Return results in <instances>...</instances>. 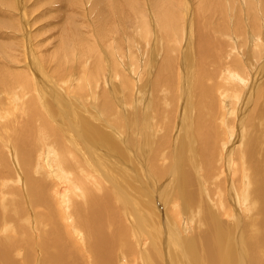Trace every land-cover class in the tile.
Listing matches in <instances>:
<instances>
[{
	"label": "bare ground",
	"instance_id": "1",
	"mask_svg": "<svg viewBox=\"0 0 264 264\" xmlns=\"http://www.w3.org/2000/svg\"><path fill=\"white\" fill-rule=\"evenodd\" d=\"M89 1V5L93 6L91 8L96 11L93 30L96 34L97 31L102 32L100 41L105 44L108 34L111 33L107 21H114L113 17L115 15L116 18L117 8L120 7L123 10L126 8L125 0H92V3L91 0H86L85 9ZM232 1L225 0L224 4L222 0H209L208 5L207 0H199L197 3H200V6L193 8L195 14H192V17L196 19L194 24L196 35L193 40L195 42L194 53H191L194 63L191 64L195 68L192 85L197 90L199 98L198 102L195 101L197 103H190L191 105L187 106L184 112H179L176 126L174 119L170 120L171 114L175 111V101L172 100V95L168 97L167 89L168 85L171 86L172 91L176 89L174 83L176 79L175 65L171 70L172 62L168 57H163V60L158 61L160 63H155L154 59V61H146L147 63L143 65L142 76L145 75V78H140L141 73L139 74L137 89L145 94L144 90L147 89L145 85L151 78V91L149 96L146 94L144 98L136 99L139 101L135 104L138 110L132 112L126 111L127 107L124 106L131 104L130 90L133 89L126 79L128 77L125 76L126 74H120V82L110 86L107 74L101 75V72H98L99 75L107 79H102V85L97 82V79H93L92 74H90V81V77L88 76L89 79L87 77L88 72L82 70L79 75L81 80L85 81L80 83L81 87L78 86L76 92L87 90L85 95L87 92L89 93L87 95H90L88 101L92 103V110H84L82 107L80 112L81 108L77 104L83 106L81 100L75 99L76 105L65 102L59 93L60 87L56 86L57 83L49 81L48 78L46 80V77L39 74V71L36 72L37 76L33 77V80L27 67V70L24 71L20 68L18 76L15 72L13 76L12 71V81H10L11 75H6L8 82H0V87L8 84L9 88H5L11 95L4 96L3 99L0 98V119H2V114H7L8 118L2 119L1 123L5 120L8 122L0 124V126L4 131L7 126V132L13 140L14 147L12 149L14 152L16 151L15 157L18 159V165L14 161L15 170L17 171L18 168L21 170H18V177H15L11 172L10 163L7 161V153L2 152L0 144V191L2 189L0 211L5 214L3 216L0 212V264H264V80L256 88L254 87L252 97L251 92H247V89L244 90L248 74L255 70L252 77L253 79L257 78L264 68V65L261 68L257 65L264 52V0H254L255 4L253 0H241L246 8L237 10L233 8L235 2L233 5ZM70 3L78 4V0H72ZM100 3L107 6L106 9L98 8ZM104 6L102 5V7ZM160 11L156 18L163 27L162 31L167 32L171 28L168 29L164 14ZM206 12L209 13L208 16L220 20L217 19L212 25L213 30L211 31L214 34L220 36L221 32L226 31L228 16H230V20L234 19L230 25L232 34H244V38H248L249 46H251V48H247V51L240 53L242 59L246 57L244 63L236 65L238 59L230 58L234 65L231 67L236 72L228 67L232 74L227 70L225 75L232 86H229L226 91H221L222 102H224V106H221L226 115L222 118L226 127V133L222 136L218 132L219 129H215V125H212L211 119L207 118L210 113L203 110L206 109L202 100V90H205L202 89L204 83L209 78L214 81L217 76L216 72L219 71L217 68V71L210 72L207 66L208 62L205 64V59L208 57L206 55L210 56V62L221 61L216 59L217 56L214 53L211 54L212 51L208 50L209 47L216 51L222 48L220 47L222 41L212 37L210 31L211 36L208 35L202 25V21L207 19ZM164 13L166 15V11ZM87 14L84 15L88 18ZM104 21H106L105 24ZM170 21H174V19ZM118 23L121 22L118 21ZM169 23L171 25V22ZM218 23L221 25L219 26ZM177 25L178 22L172 28L175 29ZM219 28L223 31L216 32V29ZM162 31L161 33H163ZM126 40L121 35L117 40H114V43L119 48L127 45L126 55H131L133 54L132 47H130L131 40L130 42ZM162 42V39L158 38L157 40L156 38V46L159 47V43L162 45ZM205 44L209 46V49ZM78 47L81 48V46ZM144 49H139V57H143L144 54L148 56V51L143 53ZM66 51L68 52V50ZM78 51H76L77 56L84 58V53L88 52V48ZM112 53L118 56V52L113 51ZM111 54L108 53L107 58L112 57ZM242 54L245 57L241 56ZM89 55L93 56L92 53ZM193 57L196 59L193 60ZM183 59L185 64L187 59L185 57ZM109 62L115 63L116 61L113 59ZM120 63L122 64L121 61ZM120 63H115L118 66L113 64L112 70L116 73ZM152 64H155L156 67ZM186 64L188 66V63ZM217 64H221V62ZM151 65L154 69L156 68L155 72L151 70ZM187 66L186 73L189 71ZM257 68L259 70H256ZM130 69H128V73ZM5 74H1L0 81L3 76L5 78ZM130 74L129 76H132ZM64 76L65 74L57 76L62 84H67L70 82V78H74V75L67 79H64ZM14 82L19 83V86L16 87ZM158 84L162 87H159ZM97 85L100 86V93L95 98L94 91ZM109 86L110 88H107ZM168 88L170 89V87ZM18 89L20 94L17 98L18 108L13 106L12 109H7V106L16 102L17 93L15 94V92ZM50 89H54V91ZM46 90L53 93L51 101L48 99L49 97L47 98ZM123 91L128 93L123 97L124 102L120 97L122 105H115L118 97H114V94ZM133 93L134 91L131 93V97ZM188 93L190 94V91ZM100 96L102 98L98 104L97 100ZM94 99H97L96 102ZM22 100H26L23 105L20 103ZM142 100L143 106H140ZM67 101L69 102V100ZM172 101L173 103H171ZM51 102H54V105L55 103L60 104L62 109L64 105L73 107L72 110H69L72 111V116L67 115L66 119L61 117L66 123L59 120L63 125L65 124L67 130L60 127L61 123L56 129L45 119L44 110L50 109L53 113ZM118 105H120L121 111L114 113V108ZM33 106L36 107V110ZM124 107L126 108L124 109ZM237 107L238 110H236ZM246 108L248 109L246 110ZM67 110L66 108L64 111L69 112ZM245 110L248 113L244 115ZM235 112L240 120L238 137L233 134L235 125L233 126L231 123L233 127L231 125L229 127L231 117H234ZM14 113L16 114L14 115ZM41 115H43V119L40 117ZM45 116L49 118L47 113ZM50 119L52 122L58 123L52 117ZM9 120L13 122L12 126ZM186 120L188 121L184 124ZM108 121L122 128L125 138L115 132L114 128L109 126ZM165 122H168L169 125L166 126ZM158 127H160L159 135H156ZM247 127L250 129L248 128V130ZM110 131H113L114 135ZM28 134L32 135L33 141ZM39 134H47L50 142L46 141L49 144L46 143L42 146L37 145L36 148L39 147L41 151L45 152L43 158L39 157L40 159L37 158L36 153L38 152L32 143L26 144V142H34V137ZM173 138L175 143L171 142ZM229 143L230 145H228ZM118 154L124 160H121ZM165 157L168 158V168H164ZM149 164L151 169H148ZM139 166L141 170H139ZM2 169H5L6 172H1ZM21 179L23 180V182L20 181L22 192L18 190L19 185H17ZM164 179H168L166 184L161 182ZM221 179H226L227 184L225 186L222 180V187L219 189L217 182ZM231 181H234V185ZM129 194L135 201L129 200ZM161 198H165L168 203V206L164 205L165 209L170 210L171 207H176V215H179L181 208L186 209L182 215H188L186 220H190V224H192L193 218L195 219L200 214L198 222L194 223V227L198 231H195L187 240H179L175 227L172 226L173 222L166 224L167 222L165 223L162 216L159 215L163 203ZM25 202L26 209L24 208ZM169 204L171 205L169 206ZM56 206L60 208L62 215L60 211V214H57L58 210L53 208ZM241 206L244 209L242 211L240 210ZM40 207L49 209L44 216L37 211ZM251 212L256 213L254 219ZM222 218H225V221ZM27 223L29 224L27 225ZM33 230L37 231L38 237H33L30 242L23 243L21 249L11 238V236H17L27 240ZM140 234L145 239L144 241H147L144 249L141 245L136 246L135 243L138 240L133 241ZM164 237L167 240H164ZM139 247L140 249H138Z\"/></svg>",
	"mask_w": 264,
	"mask_h": 264
},
{
	"label": "rangeland",
	"instance_id": "2",
	"mask_svg": "<svg viewBox=\"0 0 264 264\" xmlns=\"http://www.w3.org/2000/svg\"><path fill=\"white\" fill-rule=\"evenodd\" d=\"M70 1L72 2V0H70ZM70 1H68V0H0V38H1L0 39V66L2 67V68L0 67L1 74L4 75L6 72L9 73V74H7V73L5 74V78H6V75H9V76L11 75L10 76L11 79L10 78L9 79H10V81H12L13 80L12 78L14 76V72L17 73L16 75L18 76V74H19L18 70H20V68H21L24 71L27 67L28 70L27 69L26 70L30 73L29 75L32 77V80H33L34 79L33 77L37 76L36 72L39 71V74H42L44 77H46V80L49 79V81H52L55 84L57 83L56 86H58V88L60 87L59 93L62 95L61 97L64 99L65 102H67L69 104L72 103L71 105H73L75 103L74 105H76L77 102L75 99L81 100V104L83 106L79 105V103L77 104V106L80 107L81 109L79 110V108L76 106L78 108L79 112L82 111V107H84L83 108L84 110L85 109H88L89 111L92 110V103H90V101H88L90 99V95H87V94H89L88 92L86 94L87 96L85 95L87 90L86 91L83 90V92H76V91H78V88L81 87L80 83L85 81L83 79L81 80V77L79 75L82 70H84L88 73L91 71L89 74L87 73V77L88 76L90 77V79L88 77V79L90 81H91L90 74H92L93 79H97V82H99V84H102L101 83L102 79H105V80L108 79V81L110 82V86H113L115 83L117 84L120 82L119 81L120 74H123V75L126 74L125 76L126 77L128 76L126 79L128 80V82H130V85L132 86L133 89L130 90L131 91L130 92L131 104L124 105L127 107V108L124 107V109L126 108V111L128 110V111L132 112V111L138 110V109H136L135 104L139 103V101L136 99H139L140 97L144 98V96L146 94H148V96H149L150 91H151V86H152V84H150L151 78H149L147 85H145L147 88L144 90L145 94L143 91L139 92V90L137 89L138 88L137 86H139V82H138L139 74L141 73L140 78H143V79L145 78V75H144V77L142 76L143 75V68H144L143 65L146 64L149 60L154 61V59H155V63H157L158 61L163 60V57L164 58L168 57L171 59V62H172V64H170L171 70L173 69V66L175 65L174 66L175 67L174 68L175 69L174 74L176 75V79L174 80V83L176 84V89H174V91H172L170 85H168V87H170V89L167 86L166 87L169 91L168 97H171V95H172V100L175 101V106H174L175 111H174V113L171 114L170 120L173 118L175 121L174 125L176 126L177 125V119L179 117V112H184L186 110L187 106L191 105L192 103H197L198 102L197 99L199 98V96L197 94L198 93L197 90L192 85L194 83L195 68L192 65L194 63L192 62V58H191L192 57L191 53L193 52L194 47H195V42L193 41L194 35H196V33H195L196 30L194 28L195 27L194 24H195L196 19H194V17H192V14H195V12L193 10L194 6H200V3H197L199 0H197V1L196 0H147V1L146 0H144V1L143 0H128L129 3H128V1L125 0L126 8H124V10L120 7L117 8L116 18H115V15L113 17L114 21H110V20L107 21V25L111 28V33L108 34L107 40H106L107 42L105 44H103L100 41L102 38V35H103L102 32L97 31V34H96V32L93 30L94 18H95L94 15H95L96 11L93 10V8H91L93 6L89 5L90 1L86 5V9H85V4H84L86 0H78V4L76 3L75 5L71 4ZM217 1H219V0H217ZM236 1H237V3H236ZM238 1H239V3H238ZM50 2H52V3H50ZM232 2H233V5L235 2V5H234L235 7L233 6V8L236 10L239 8H243V9L246 8V6L243 5L244 3H242L241 0H235V1L233 0ZM91 3H92V0H91ZM222 3L225 4V0H222ZM253 3L255 4L254 0H253ZM128 4H130V5H128ZM207 4L209 5V0H207ZM65 5H66V7H65ZM102 5L104 6L103 3L98 4V6H99L98 8L106 9L105 7H107V6L102 7ZM214 6H216V5H214ZM237 6H239V7H237ZM57 8H58V10H57ZM161 9L166 11V15L164 13L165 11H163ZM84 10H86V11H84ZM160 10L164 14V18L166 20V24L168 26V29L171 28L172 30L171 29L167 30V32L162 31L163 27L161 26V23H159V21H157V18H156L157 15L159 14ZM161 11H160V13H161ZM87 12L89 15L87 14ZM256 12H257V10H256ZM63 13H65V14H63ZM259 13H260V11H259ZM84 14L85 15L87 14L89 19ZM208 14L209 13L206 12V18L207 19L202 21V25H203L204 29L208 32L207 33L208 35L210 33H212V37L214 36L215 39L222 41L220 44V47H222V48L219 49L218 51H220V52H218L215 49L209 47L207 44H205L207 49L210 48L208 51L209 52L212 51L211 54L214 53L217 56L216 59L221 60V61H218V62H221V64H217L218 62H212V61L210 62V60H211L210 56L206 55L208 57L205 59V64L208 62L207 66L209 67L210 72L211 71H217V68L219 69V71L216 72L217 76H216L214 81H212L211 78H209L204 83V87L202 89H205V90H202V93H203L202 100H203V106L206 109H203V110H207V112L210 113V116H208L207 118L211 119L212 125L213 126L215 125L214 126L215 129H217V130L219 129L218 132L222 136L226 133V127L224 126V119H222L226 115L224 113V110H222V106H224V104H223L224 102H222L223 97H221V91H224V90L226 91L229 86H232L229 83V81L227 80V77L225 75V74H227V72H226L227 70H228V73L232 74L228 68V67H231L233 65L230 61V58L238 59L236 61V65H240V64L244 63L246 61V57L244 56V54H242L241 56L245 57L242 59L240 57V53L247 51V48L249 49V48H251V46H249L250 44H249L248 38H244V34H239V35L234 34L235 35V37H234V35L232 34V29L230 27L232 21L234 22V19L230 20V16H228L229 19L227 20L226 31L221 32L222 29H220V28L216 29V32H221V35L222 36L224 35V37L222 38L221 35L218 36V35L214 34L211 31V30H213L212 25L214 24V22L217 21L218 18H212V17H210V15L208 16ZM64 15H65V17H64ZM217 15L219 16V14H217ZM119 16H122L121 18L123 21L121 20V18ZM177 16H178V18H177ZM108 17H110V16H108ZM171 17H172V19H171ZM242 17H243V15H242ZM65 18L66 19L69 18V19H67L69 21H67V20L65 21L64 20ZM117 19L121 23H118ZM173 19H174V21H170ZM218 21H220V20L218 19ZM68 22L71 25H69ZM169 22H171V25ZM177 22H178V25L176 26V28H175L176 30H175L172 27L175 26ZM105 23H106V21H104V24ZM140 23L141 24L143 23V24L141 25ZM109 24H112V25H109ZM172 24H174V25H172ZM218 24H219V26L221 25V23H218ZM122 25H126V26L121 27ZM161 31L163 33H161ZM209 31H210V33H209ZM98 33H100L101 35ZM127 33H129V34H127ZM165 33H166V35H165ZM193 33H195V34H193ZM64 34L65 35L67 34L68 37H67V35L65 36ZM80 34H81V36H80ZM76 35H78V36H76ZM121 35H123L127 39L126 41L130 42V40H131L130 47H132L131 49H132L133 54L126 55L127 51H128L127 45L126 46L120 45L122 47L119 48L118 45L116 43H114V40H117ZM190 35H192L193 37ZM79 36H80V38H79ZM210 36H211V34H210ZM238 36H239V38H237ZM156 38H157V40H158V38L163 40L162 45L159 43V47H158V45L156 46V43H155ZM232 38H235V39L233 40ZM133 43L134 44L136 43L137 46L134 45ZM137 43H139V44H137ZM88 45L89 46L92 45V47H94V48L89 47ZM78 46H81L82 50H80L81 48ZM77 48H80V49H77ZM83 48H88V52H87L88 54L84 53V58H83V56L78 57L76 51H78V50L83 51ZM142 48H145L143 50V53H144V51H148L147 52L148 56H146L144 54L143 57H139L140 54L138 51H139V49H142ZM90 49H91V51H90ZM1 50H3L4 52ZM66 50H68V52ZM237 50L239 53L237 52ZM254 50H255V48H254ZM113 51L118 52V56H116L114 53H112ZM249 52H252V51H249ZM90 53L93 54L92 57L89 55ZM108 53H110V54L112 53L111 54L112 57L107 58L106 55ZM185 53L186 54L188 53L190 56L186 55ZM254 53H256V52H254ZM9 54H11V55H9ZM122 54L125 56H123ZM262 54L263 55H262L261 59L257 63V65L260 68H261V66L264 65V52ZM186 56H189V57H186ZM97 57L99 59H101V58L102 59L99 61V59ZM161 57H162V59H161ZM183 57H185L187 59L185 61V64L183 63L184 62ZM113 59L117 63H120V61L122 62V64L120 63L121 65L119 67H117V73H116V71L112 70V68H114V65L118 66L117 64H115L116 62L115 63L109 62V60L111 61ZM195 59L196 58H194L193 60H195ZM124 62H125V64H124ZM1 63H2V65H1ZM158 63H160V62H158ZM182 63H183V65H182ZM186 63H188V66ZM152 65L154 66L155 64H152ZM152 65H151V68H152L151 70L153 72H155L156 68L154 69L152 67ZM184 65H186L189 69V71H187V73H186V66H184ZM98 66H99V68H98ZM127 66L128 67L130 66L131 69H130V67L128 68ZM155 67H156V65H155ZM106 69H108V70L106 71ZM128 69H130L131 72L129 70V73H128ZM191 69H192V72H191ZM68 70H69V72H68ZM231 70L233 72H236V71H234L235 69L234 70L232 69V67H231ZM256 70H259V68H257ZM12 71H13V76H12ZM220 71H221V73H219ZM253 71H255V70H253ZM253 71H251V73L248 74L247 83H246L245 89H244V90L247 89V92H251V97L253 96V93H254L256 86L264 80V68L262 69V71H260L257 78H254V79L252 77ZM98 72H101V75L107 74L106 76H109V78L108 77H107V79H106V77L103 78V76L99 75ZM95 73H96V75H95ZM130 73L132 74V76H129ZM156 73H157V70H156ZM156 73H155V75H156ZM1 74H0V77L2 76ZM58 74H60V75L65 74V76L63 77L64 79H67L68 77H71L72 75H74V78L73 79L70 78L69 83L62 84L60 79H57ZM170 74H171V72H170ZM170 74H169V76H170ZM97 75H99V76H97ZM5 78L3 76V79L0 82L1 83L8 82L7 78L6 79ZM23 80H24V77H23ZM188 81H190V82H188ZM15 83H16V85H15ZM74 83H76V84H74ZM13 84L16 87L19 86V83H17V82H14ZM71 84H72V86H71ZM154 84L157 85V83H154ZM171 85H172V83H171ZM110 86L107 88H110ZM158 86L162 87L159 84H158ZM5 87L8 89L9 85L6 84L5 86L3 85L2 88L0 87V93H1L0 98L1 99H3L4 96L9 97L11 95V93L9 91H7V89ZM97 87H98V91H97ZM97 87H96V90L94 91L96 93L95 98H97V94L100 93L99 92L100 86L97 85ZM46 91L48 92L47 98L49 97L48 99L51 101L53 98L52 97L53 93L50 92L49 90H46ZM51 91H54V89ZM133 91H134V93L132 94V97H131V93ZM189 91H190V94L188 93ZM123 92H117V94L116 93L114 94V97H116V98L118 97V99H119V100L117 99L116 102L114 101L116 103L115 105H117V104L122 105L121 101L123 100V97L127 93V91H123ZM15 94L17 96L15 98L16 102L13 103V105H11V106H7L6 107L7 109H9V108L12 109L13 106L14 107L16 106L18 108V105H17L18 99L17 98L20 96L19 89H18V91L15 92ZM189 95H191V96H189ZM22 96H25V95H22ZM67 97H68V99H67ZM120 97H121V101H120ZM101 98L102 97L100 96V98H98V100L96 99L99 102V103L97 102L98 104H100ZM26 100H27V98H26ZM26 100H22L20 102L21 105H23L25 103L24 101H26ZM67 100H69V102ZM96 100L94 99L95 102H96ZM127 101H126V103H129ZM173 101L171 103H173ZM195 101H197V102H195ZM123 102H124V100H123ZM153 102H155V101H153ZM51 104H52L51 107H52L53 113H51L50 109H47L48 112L44 110V117L51 126L58 129V127L61 123L59 120H61L63 122V119L61 117H64V118L68 117L67 115L72 116V113H71L72 111H69V110H72L71 108H73V107L72 106L66 107L64 105V107L62 109V106L60 104L58 105L55 103V105H54V102H51ZM141 104H139V105L143 106V100H142ZM120 105H118L116 108H114V113H116L117 111L118 112L121 111ZM139 105H137V107H139ZM33 108L36 110L35 106H33ZM66 108L68 109L67 111H69L70 113L65 112ZM225 109H227V107H225ZM247 109L248 108H246V110ZM236 110H238V107ZM246 110L244 112V115L250 111V109L248 110V112ZM64 112L66 113L65 115H64ZM204 112L207 113L206 111H204ZM46 113L48 114L49 118H47V116H45ZM81 113H83V112H81ZM226 113H227V110H226ZM15 114L16 113H14V115ZM121 114H123V113L121 112ZM60 115H62V116H60ZM7 116H8L7 114H2L1 117H2V119H4V118L6 119V118H8ZM83 116H85V114ZM233 116L234 117H231V122L229 124V127H231L232 125L233 126L235 125L234 126L235 128L233 129V134L238 137L237 134H239L238 133V131H239L238 126L240 124V120H239V116H238L237 112H235V115H233ZM40 117L43 119V115H41ZM50 117L55 119L56 122L58 121V123L52 122L51 121L52 119H50ZM2 119H0V124H4V123L8 122V120H5L4 122L1 123ZM242 119H243V117H242ZM222 120H223V122H222ZM187 121L188 120H186L184 122V124ZM9 123L11 126L13 125V122L10 120H9ZM63 123H66V122H63ZM109 123H110L109 126L111 128H114L115 132H117L118 134L120 133L119 135L120 136L122 135V137L125 138V133H124V130L122 128L116 126V124L111 123V121ZM231 123H232V125H231ZM164 124L166 126L169 125L168 122H165ZM64 125L61 123L60 127H63L62 129L67 130V128H65L66 126H64ZM111 125H113V126H111ZM42 127H43V125H42ZM248 128L249 127H247V129ZM0 129H1V126H0ZM159 130H160V127H158V131L155 132L156 135H159ZM0 131L2 133V134L0 133V144L2 147V152L7 153L6 154L7 161L10 163L9 165L11 168V172L15 175V177H18V170L20 168H18L17 171L15 170L16 164L18 165V159H17V157H15L16 151L14 152L12 149L14 147L13 140L7 132V126H6V131H4L2 129ZM220 131H222V132H220ZM69 132H70V129H69ZM110 132L113 133V131H110ZM252 134L254 135L255 133L253 132ZM45 135L39 134V135L34 137V142H26L27 145L32 143L33 147H35L36 151L38 152V153H36V156L38 159L43 158V154L45 152L41 151L39 147L36 148L37 145L42 146V145L49 142V136L47 134H45ZM113 135H114V133H113ZM30 137H31L30 138L31 141H33L32 135ZM46 141H48V142H46ZM171 142L175 143L174 138ZM230 143L228 145H230ZM105 157L109 158L108 156H105ZM118 157L121 160H124V158H121V156L119 154H118ZM14 161L16 162V164L14 163ZM167 161H168V158L165 157L163 160V163L165 165L164 168L169 167ZM114 163L116 164L117 162H114ZM150 166L151 165L149 164L148 169L150 168ZM138 168H139V170H141L140 166ZM1 172H6V171H5V169H2ZM34 173H36V172L34 171ZM20 176H21V174L19 173V177ZM13 179H15V178H13ZM166 180L168 182V179L161 180V182L163 184H166L167 183ZM222 180H223L225 186L227 184L226 179L219 180L217 182L219 189H221V187H222V184H221ZM20 181L23 182V180L21 179L18 182L19 184H17V183L16 184L19 185L18 190L22 192L23 188H22V183ZM231 182L233 183L234 181H231ZM58 185L60 186L59 183H58ZM233 185H234V183H233ZM122 189L124 190V188H122ZM1 191H2V189H1ZM1 191H0V193H1ZM49 195H51V194L49 193ZM128 196H129V200L133 199L135 201V199L133 198V196H131V194H129ZM28 197H31V196H28ZM53 197H55V196H53ZM159 198H160V196H159ZM160 200L163 202L162 203V209L163 210L162 209L160 210L161 213L159 212V215L162 216L161 218L163 219V221H165V223L167 222L166 224H169V222L170 223L173 222L172 226L175 227V230H176L175 232L177 233L176 236H179V238H178L179 240H183V239L187 240L188 237L192 236V234L195 231H198V229L196 227H194V223L198 222L200 214L195 219L193 218V222H192V224H190V220H186V216H188V215H182L183 212L184 213L186 212V209L181 208L180 209L181 210L180 211L181 216H180V213H179V215H176V212H177L176 207L175 208L171 207L170 210H167L164 207V205H166V204H167L166 206H168V203L165 200V198H161ZM170 205L171 204H169V206ZM117 206H118V204H117ZM47 207H48V205H47ZM24 208L25 209L27 208L26 202L24 204ZM53 208L54 209L56 208L58 210L57 214H60V212H61V215H62V211L60 210V208L58 206L53 207ZM242 208H243V206H241V209H240L241 211L244 210ZM118 209H119V206H118ZM48 210L49 209H47V208H41L40 207L37 211H39V213L42 216H44L46 214V212H48ZM1 214H2V212H1ZM53 214H55L54 211H53ZM242 214H243V212H242ZM255 214L256 213L251 212L253 219L255 217ZM2 215L4 216L5 214L3 213ZM29 215H31V214L29 213ZM51 217H52V215H51ZM51 217H49V219H51ZM222 219L225 221V218H222ZM28 224L29 223H27V225ZM43 225H45V224H43ZM163 231H164V228H163ZM39 235H40V233H39ZM165 236H166V234H165ZM33 237H38V233L35 230L31 231L27 240H23L21 238H18L17 236H11L12 240L18 244L19 248L21 247V245L23 243L30 242ZM139 237H141V238H139ZM135 240H138V242L135 243L136 246L141 245L143 247V249L145 248L147 241H144L145 239L143 238L142 234H140L133 241H135ZM164 240H167V238L164 237ZM142 243H144L145 245L144 244L142 245ZM138 249H140V247Z\"/></svg>",
	"mask_w": 264,
	"mask_h": 264
}]
</instances>
